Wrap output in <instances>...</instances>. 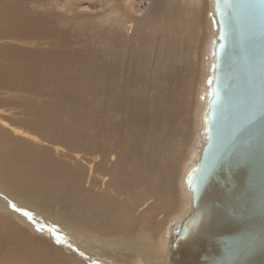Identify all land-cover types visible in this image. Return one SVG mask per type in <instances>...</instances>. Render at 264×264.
Segmentation results:
<instances>
[{"label":"rangeland","instance_id":"rangeland-1","mask_svg":"<svg viewBox=\"0 0 264 264\" xmlns=\"http://www.w3.org/2000/svg\"><path fill=\"white\" fill-rule=\"evenodd\" d=\"M7 4L25 10L33 21L29 31L24 33L0 30V130L8 131L6 135L10 137L20 136L47 147L53 158L64 160L70 166L76 164L88 175L91 157L87 156V146L91 143L101 145V149L118 155V158H122L126 150L129 154L125 155L131 156L130 147L138 144V153L146 155L150 162L159 167L167 164L168 170L175 172L176 201L169 199L164 212L157 209L153 214H144L145 222L150 223L147 225L151 228L150 235L158 236L159 241L143 235L141 242H150L146 243L149 248H145L143 254L147 252L152 258H149L151 264H159L168 226L189 206L181 187V177L200 145V97L206 76L207 46L214 34L209 1L0 0V6ZM156 26L166 30L154 32ZM145 31H152L151 36ZM98 81L103 88L90 87ZM164 103L166 112H171L168 122L164 118L166 114L155 112ZM131 107L140 110L135 113L137 120L127 119L126 113ZM33 120L43 121L44 127L49 123L55 130L52 134L58 139L78 143L76 151H68L60 143L55 145L38 139L27 130ZM122 121L124 127H118ZM116 127L120 128L121 134ZM56 150L59 151L57 154ZM101 160L99 157L98 161ZM136 166L135 161L128 163V169L122 175L124 179L121 178L123 184L127 183L124 184L126 187L133 185L134 189L124 191L123 187L108 186L107 179L119 178L115 174L118 171L113 173L115 177L110 174L113 167L108 169L107 186L103 187L112 193L123 190L117 197L128 205L135 202L134 199L130 204L131 197L145 191L144 187L128 179ZM91 175L95 177L93 173ZM151 201L154 203L155 198ZM48 206L49 212L55 214L57 205L48 203ZM144 208V205L140 207L137 215ZM0 233H5L1 227Z\"/></svg>","mask_w":264,"mask_h":264},{"label":"bare ground","instance_id":"bare-ground-1","mask_svg":"<svg viewBox=\"0 0 264 264\" xmlns=\"http://www.w3.org/2000/svg\"><path fill=\"white\" fill-rule=\"evenodd\" d=\"M10 4L0 6V28L3 27L0 29L1 32L24 33L29 31L33 18L25 10L18 9ZM174 16H177V14ZM177 18L179 17L177 16ZM146 25L149 26L147 23ZM160 25L162 26V24ZM160 30L157 27L154 32L163 33L166 29ZM151 32L145 31L148 36H151ZM168 35H170L169 32ZM3 75L6 76L5 73ZM98 82L91 84L90 87L103 88L102 83ZM118 92L121 91L118 90ZM107 99L110 100V98ZM138 103L141 105L143 102ZM165 106V103L162 104L161 107H158L160 112L157 110L155 112L160 115L162 113L166 114L164 118L168 122L171 112L170 114L167 113ZM132 107L135 109L134 106ZM132 107L126 113L127 119L136 118L137 120L135 113L137 111L138 114L140 110H137V108L132 110ZM157 115H155L156 118ZM34 121L28 124L30 126H27V130L37 135L38 139L55 145H58L57 143L63 144L64 148L73 153L76 151L78 143L64 142L52 134L55 130L49 123L44 127L43 121ZM122 123H119L118 127H124L125 122L122 121ZM118 130L120 132V128ZM21 133L33 137L27 132ZM6 134H9L8 131L2 129L0 132V213L3 217L0 219V227L4 229L5 233H0V264H138L139 261H143V264H151L152 260L150 259L152 258L146 254L147 252L143 254V250L148 247L146 243L150 242L145 240V243H141L144 236L145 238L154 237L149 233L151 228H147V225L150 223H146L147 218L144 214L146 212L153 214V211H157V209L164 212L169 205V199L176 201L174 194L175 172L173 173L171 169L169 171L167 164L159 167L150 162L146 155L138 153V144L130 147L131 150L128 148L131 151V156L125 155L129 154L126 150L124 155L119 154L122 155V158H118V155L115 156V154H110V151L101 149V145H92L93 143H91L87 146V152L89 153H85L87 156L90 155L88 157H91L89 161L91 168L88 175L85 169L74 163H71L74 165L70 166L64 160L59 161L53 158L50 153L51 150L47 147L36 145L35 142L20 136L15 135L13 138ZM120 140L124 139L121 138ZM130 145L132 144L130 143ZM156 147L155 149L158 148ZM57 152L59 151L56 150L55 154ZM97 154H100V156ZM99 157H102L101 161H98ZM127 161H129V164L135 161L137 165L128 179L133 181L135 185H140L145 189L143 193L140 191V194H135L136 197L130 198V204L135 201L132 205L118 200L117 196L123 190H114L113 193L115 194H113L112 190L109 191L107 188V192L104 189L106 178L109 175L108 169L112 167L114 170L110 169L111 173H109L114 177L115 174L116 176L119 175V178L107 179L110 182H108V186L123 187L124 191L125 189L129 191L134 189L133 185L126 187L124 184L127 185V183L123 184L121 182L124 179L122 175L124 176L128 169H126ZM116 171L118 173H115ZM92 173L95 177H91ZM121 178L123 179L121 180ZM87 183L88 185H86ZM151 198H155L154 203ZM48 203L57 205L55 214L49 212L50 205L48 206ZM143 205L145 210L140 213L141 215L139 213L137 215L138 209ZM165 220L166 216H164L162 222L164 223ZM30 231L37 233V235H31ZM157 231L155 230V232ZM158 233L160 232L158 231ZM154 238L158 243V236Z\"/></svg>","mask_w":264,"mask_h":264},{"label":"water","instance_id":"water-1","mask_svg":"<svg viewBox=\"0 0 264 264\" xmlns=\"http://www.w3.org/2000/svg\"><path fill=\"white\" fill-rule=\"evenodd\" d=\"M213 36L185 211L159 264H264V0H208Z\"/></svg>","mask_w":264,"mask_h":264}]
</instances>
